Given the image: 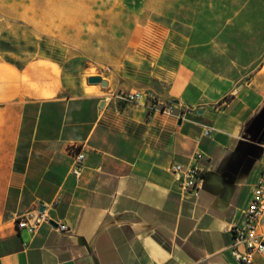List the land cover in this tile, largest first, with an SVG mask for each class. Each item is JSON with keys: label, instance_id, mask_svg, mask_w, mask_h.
I'll return each instance as SVG.
<instances>
[{"label": "crops", "instance_id": "obj_1", "mask_svg": "<svg viewBox=\"0 0 264 264\" xmlns=\"http://www.w3.org/2000/svg\"><path fill=\"white\" fill-rule=\"evenodd\" d=\"M127 62L87 84L101 93L73 94L48 62L0 55V264H237L227 226L264 170L263 65L233 84L188 52ZM130 88L162 107L107 96ZM172 161L202 166L196 195L179 192ZM41 205L67 228L17 227Z\"/></svg>", "mask_w": 264, "mask_h": 264}, {"label": "rangeland", "instance_id": "obj_2", "mask_svg": "<svg viewBox=\"0 0 264 264\" xmlns=\"http://www.w3.org/2000/svg\"><path fill=\"white\" fill-rule=\"evenodd\" d=\"M161 50L244 81L264 68V0H0V55L48 62L65 92L94 93L102 85H87L88 75L109 66L106 78L135 54Z\"/></svg>", "mask_w": 264, "mask_h": 264}, {"label": "built area", "instance_id": "obj_3", "mask_svg": "<svg viewBox=\"0 0 264 264\" xmlns=\"http://www.w3.org/2000/svg\"><path fill=\"white\" fill-rule=\"evenodd\" d=\"M104 71L110 70L109 66L104 67ZM104 71H100L102 74ZM107 96H112L118 101L140 102L146 104L149 109L162 107L158 96L150 89H116L112 90ZM163 108L167 111L172 110V103L164 104ZM209 128L203 129V134H208ZM202 153L197 152L195 158L201 157ZM84 152L77 150L73 152L72 171L79 175L81 171V160ZM170 169L176 174L177 187L182 194L196 195L198 192V181L202 177L203 168L196 162L183 164L178 161L170 163ZM52 217L47 209L42 210L38 206L24 210L16 218V225L25 228L29 232H34L43 222H48ZM264 170L256 177L251 186V194L247 204L241 211L239 219L227 229L231 232V239L228 244L230 255L237 264H257L256 257H261V264H264ZM58 228L65 229L64 222L57 224Z\"/></svg>", "mask_w": 264, "mask_h": 264}, {"label": "water", "instance_id": "obj_4", "mask_svg": "<svg viewBox=\"0 0 264 264\" xmlns=\"http://www.w3.org/2000/svg\"><path fill=\"white\" fill-rule=\"evenodd\" d=\"M87 80L88 82H99L102 86H107L108 85V79L107 78H103L101 76V74H91V75H88L87 77ZM44 208L43 205H41L39 207L40 210H42ZM50 223L52 224H57L56 221L52 218H49L48 220Z\"/></svg>", "mask_w": 264, "mask_h": 264}, {"label": "bare ground", "instance_id": "obj_5", "mask_svg": "<svg viewBox=\"0 0 264 264\" xmlns=\"http://www.w3.org/2000/svg\"><path fill=\"white\" fill-rule=\"evenodd\" d=\"M101 76H102V74H101ZM103 77V76H102ZM104 78V77H103ZM263 226V225H262Z\"/></svg>", "mask_w": 264, "mask_h": 264}]
</instances>
